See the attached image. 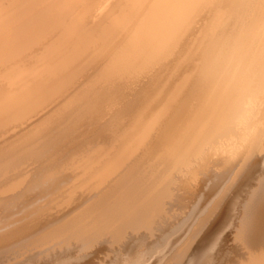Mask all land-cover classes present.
<instances>
[{
    "label": "bare ground",
    "instance_id": "obj_1",
    "mask_svg": "<svg viewBox=\"0 0 264 264\" xmlns=\"http://www.w3.org/2000/svg\"><path fill=\"white\" fill-rule=\"evenodd\" d=\"M251 159L254 176L228 198L234 177L193 215L183 254L172 256L184 258L202 233L183 264H215L227 247L217 233L228 229L239 247L219 264H264V0H0V200L30 191L64 200L34 242L52 244L43 259L153 234L182 193L218 187ZM62 173L60 186L52 176Z\"/></svg>",
    "mask_w": 264,
    "mask_h": 264
},
{
    "label": "rangeland",
    "instance_id": "obj_2",
    "mask_svg": "<svg viewBox=\"0 0 264 264\" xmlns=\"http://www.w3.org/2000/svg\"><path fill=\"white\" fill-rule=\"evenodd\" d=\"M249 163L247 164V166H246V168H245V165H244V169H242V168H235L234 170L233 169H231L230 170V174H229V171H227L226 173H227V177L224 175V177L222 178V180L223 179H225V180H223L222 181V183H221V181H220V184L218 185V187L214 184L215 182H211V181H208V182H205L203 185L201 184H197V188H196V186H194V188H191V189H189L188 191H185V193L183 194L182 193V196L184 195V197H182L183 198V202H182V206H177V205H174L173 207H172V209L170 210V214H169V217L164 221V224L162 225V226H159L158 227V230H154L155 232V234L153 235V234H151L150 232H148V231H146V230H140V231H129L127 234H128V236H127V234L124 236V237H122L121 239H119V240H121V241H113L111 238H109V236L108 237H103V238H99V239H97L93 244L94 245H89L86 249L84 248V249H80L79 247H76V246H74V245H71L70 247L69 246H67V247H63V248H60V247H57V248H55V249H52L50 252H49V256H47L46 258H44L43 259V256L45 255V254H47V252L45 251L49 246H51L52 244H47L46 246L44 245V246H42V247H36L35 246V244H34V242L40 237V236H42L43 235V233H45L46 231H47V229L53 224V222H56V221H58V218L60 217V215L57 213L58 211L57 210H59L60 209V204L64 201V200H60V198H57L55 195V193L54 194H51V196H50V194H44V193H42V192H38L39 194L38 195H40V196H38L36 193H35V191L33 192V191H30L31 192V195H30V192L28 193V195L32 198V195H33V198H34V200H32V201H34V202H32L31 200H30V198H29V196H28V198H26L27 196H24V195H22V196H20L21 198H22V200H24V198H26V200L29 202V204H28V202L26 201V200H24L21 204H20V202L19 201H22L21 200V198L20 197H18L16 200H15V198L13 199V200H11V198L12 197H10L11 195H7L6 197H4V200L3 199H1L0 200V208H1V210L3 211V213H2V211L0 210V214H1V216H0V236L2 235V233H3V235L4 234H6L7 232H9V231H11L12 229H16V227L18 228V227H21L22 226V224L23 225H25L26 227H28V226H30V228H28V229H25L22 233H19L18 235H16V236H14V238L13 237H9V236H7L6 238H8L5 242H3V243H0V248H2V252H0V256H1V258H0V264H17L18 262V264H46V261H47V263L48 264H50V263H52V264H54L53 262H55V260L54 259H56L57 257H63L62 258V260L63 261H65L66 260V263L65 262H62L63 264H111V263H113L114 264V261H116L115 260V258L117 259V258H119L120 257V259H117V263L115 262V264H120L121 262V264H128L129 262H132V261H134L135 259H136V256L135 255H137V252H141V260H139V261H134L133 263L135 264V263H137V264H140L141 263V261H142V263L143 264H183L184 262H185V260H186V258H187V256L188 255H190V253H192V252H194L195 250H197L198 248H200L202 245H201V241H199L202 237L201 236H203L202 235V233H201V235H198L195 239H194V247H193V249L191 250H189V252L187 253V255L184 257V258H182L181 260L179 259V258H177V256H172L173 254H177V255H179V253L181 254H183V247L185 246V244H186V242L188 241V240H186V236L187 235H190L192 232L191 231H193V229L194 228H196V218L195 219H193V215H195V214H199L200 213V211H202L201 210V208H203V207H205V205H207V204H211L212 203V200L213 199H215L216 197H217V195H219V190H220V192L222 191V189H224V187H226L227 186V182H229V183H232L233 181H235V180H237V183L235 182V183H233V185H232V189H231V192L228 194V198H230V197H232V194H233V191L238 187L237 185H238V183H240V181H242V180H245V179H247L248 177H250V176H254V174H252V172H253V169H252V166H253V164H252V159L251 160H249L248 161ZM252 164V165H251ZM30 168H34V166L32 165V167H30ZM237 169V170H236ZM240 170H243V171H241V173H240ZM232 171H234V173L232 172ZM237 171V174L235 173ZM243 172V173H242ZM225 173V174H226ZM232 173L235 175H232ZM228 174H229V176H228ZM231 175V176H230ZM233 176V178L231 179L230 177H232ZM237 176H239V177H237ZM243 176H244V178H243ZM62 177V178H61ZM234 177H235V180H233L234 179ZM237 177V178H236ZM52 178L53 179H56V180H58V183L61 181V183H60V186H61V184H62V180H63V182H66L65 181V179H66V176L64 175V173H62V174H59L58 176H52ZM60 180H59V179ZM230 178V179H229ZM242 178V179H241ZM228 179V180H227ZM67 180V179H66ZM227 180V181H226ZM230 180L232 181V182H230ZM190 183V182H189ZM188 183V184H189ZM213 183V184H212ZM229 183H228V185H229ZM226 184V185H225ZM215 187V188H214ZM195 188H196V190H195ZM222 188V189H221ZM194 189V190H193ZM35 190H37V189H35ZM39 190V189H38ZM230 191V190H229ZM187 192V193H186ZM37 195H35V194ZM199 193V194H198ZM205 195H204V194ZM43 194H44V196H43ZM187 194V195H186ZM204 195V196H203ZM210 195V196H209ZM35 196H36V198H37V200H35ZM47 196V197H46ZM46 198V200H41V198ZM52 197V198H51ZM54 197V198H53ZM205 197V198H204ZM5 198H6V202H5ZM19 200V201H18ZM30 200V201H29ZM39 200H41V201H39ZM52 200V201H51ZM61 202H60V201ZM1 201H4V202H1ZM12 201H14V203L12 202ZM37 201H39V202H37ZM47 201H48V204H47ZM200 201V202H199ZM8 202H10V204H8ZM33 204V206L31 207V203ZM52 202V203H51ZM55 202V203H54ZM185 202V203H184ZM4 203V204H3ZM25 203V204H24ZM27 203V204H26ZM5 204L7 205V206H5ZM37 204V205H36ZM39 204V205H38ZM46 204V205H45ZM54 204H55V208H54ZM58 204H59V206H58ZM196 204V205H195ZM5 207V209L3 208V206ZM11 205V206H10ZM23 207V205H24V207L26 206L27 207V210H28V212H27V210H26V207L23 209L21 206ZM30 206L31 208H29L28 206ZM41 205V206H40ZM184 205V206H183ZM201 205H203V206H201ZM8 206H9V208H8ZM18 208H17V207ZM42 206H43V208H42ZM16 207V208H15ZM22 209H21V208ZM50 207H51V209H50ZM182 207V208H181ZM196 207V208H195ZM3 208V209H2ZM8 208V209H7ZM10 208H13L12 210L10 209ZM16 210H15V209ZM9 209H10V211H9ZM48 209V210H47ZM54 211H53V210ZM65 209H67V208H65ZM184 209V210H183ZM196 209H198V210H196ZM7 210V212H9V213H7V212H5ZM17 210H20V212L22 213H20L19 211H17ZM31 210V211H30ZM56 210V211H55ZM174 210V211H173ZM15 211L17 212V214L15 213ZM26 211V212H25ZM36 211V212H35ZM5 212V213H4ZM38 212V213H37ZM53 212H55V213H53ZM180 212V213H179ZM26 213V215H23V214H25ZM29 213H31V214H29ZM34 215H33V214ZM46 213L48 214V216L46 217ZM54 215H52V214ZM182 213V214H181ZM5 214L6 215H8L7 217H8V219H6L7 217L5 216ZM15 215L14 217H15V220L14 219H12V218H10V221H9V217H13L12 215ZM39 214V215H38ZM180 214V215H179ZM172 215V216H171ZM20 216V217H19ZM23 216V217H22ZM30 216V217H29ZM37 216V217H36ZM41 216V217H40ZM51 216H53V217H51ZM57 216V220H56V217ZM178 216V217H177ZM3 217V218H2ZM24 217H27V218H25L24 219ZM45 217L47 218V219H45ZM39 218V219H38ZM53 218H54V220H56V221H54L53 220ZM213 218V217H212ZM2 219V220H1ZM5 219V220H4ZM20 219V220H19ZM28 219V220H27ZM30 219V220H29ZM32 219V220H31ZM35 219V220H34ZM42 219V220H41ZM51 219H52V221H51ZM22 220V222L23 223H20V221ZM24 220V221H23ZM39 220V223H35L36 221H38ZM46 220V221H45ZM9 221V222H8ZM11 221H13V222H11ZM26 221H28L27 223H26ZM31 221V222H30ZM49 221V223H47ZM190 221H192V226L190 225ZM195 221V222H194ZM10 222L13 224H11L10 225ZM14 222H19L20 223V225H17V223H15V225H14ZM31 224H30V223ZM41 222H42V224H41ZM52 222V223H51ZM187 222H189V223H187ZM194 222V223H193ZM5 225H4V224ZM18 223V224H19ZM47 225H46V224ZM51 223V224H50ZM179 223V224H178ZM183 223H185L184 224V226H183ZM32 224H34L33 226H32ZM8 225L11 227H9V229H8ZM37 225V227H36V229H35V226ZM48 226V227H46V226ZM190 225V226H189ZM6 228H5V227ZM12 226H14V227H12ZM16 226V227H15ZM41 226V227H40ZM189 226V227H188ZM33 227V228H32ZM43 227H45V229L46 230H44V228ZM182 227V228H181ZM184 227V228H183ZM197 227H198V225H197ZM4 228V229H3ZM40 228H42V229H40ZM188 228H190V229H188ZM193 228V229H192ZM3 229V230H2ZM39 229V230H38ZM35 230V231H34ZM41 230V231H40ZM172 230V231H171ZM188 230V231H187ZM224 230V229H223ZM223 230H220L218 233H217V235L219 236V235H221V236H219L218 237V239L221 237V239L223 238H225L226 239V244L224 243L223 245V247H225L226 245H227V247H225L226 248V250H225V248L223 249V254H225L224 256H223V254L222 255H220V258L218 259L217 257H216V259H215V261H214V263L215 264H219L220 262H222L223 263V261H225V259H229L230 257H232V252H231V250L233 249H238V247H239V243L237 242V241H233L232 240V236H230V231L231 230H226L225 229V233L224 232H222ZM28 231V232H27ZM38 233H37V232ZM144 231H145V233H144ZM153 231V230H152ZM159 231V232H158ZM171 231V232H170ZM187 231V232H186ZM229 231V232H228ZM6 232V233H5ZM24 232H25V234H24ZM31 232H36V233H34V235H33V233H31ZM135 232V233H134ZM228 232V233H227ZM33 235H31V234ZM42 233V234H41ZM177 233H179V234H177ZM181 233H183V234H181ZM190 233V234H189ZM222 233H223V235L225 236H223L222 235ZM20 234H21V237H20ZM40 234V235H39ZM167 234V235H166ZM28 235H31V236H28ZM131 235V236H130ZM138 235H140L139 237H138ZM151 235V236H150ZM164 235H166V236H164ZM169 235V236H168ZM176 235V236H175ZM183 235V236H182ZM133 236H135L136 238L138 237V238H141V239H143L142 241V243H143V245H142V243L141 244H139V239H138V241L137 242H135V240H137L136 238H133ZM169 237V240L170 239H172V240H168L167 241V239L166 238H163V237ZM176 237V238H170V237ZM223 236V237H222ZM19 237V241H18V239L17 238ZM30 239H29V238ZM129 237H130V239L132 240H130L129 239ZM183 237V238H182ZM228 237V238H227ZM24 238H25V241H24ZM28 238V240H26ZM107 238V239H106ZM124 238V239H123ZM126 238V239H125ZM180 238H181V240H180ZM216 238H217V236H216ZM230 238V239H229ZM162 239V240H161ZM163 239H165V240H163ZM176 239V240H175ZM178 239V240H177ZM222 239V240H223ZM15 240H16V243L18 244V245H16V243H15ZM23 240V241H22ZM106 240H108V241H106ZM111 240V241H110ZM133 240H134V242H133ZM173 240H175V241H173ZM183 240V241H182ZM101 241V242H100ZM131 241V242H130ZM166 241L168 242V243H166ZM177 241V242H176ZM199 241V242H198ZM24 242V243H23ZM25 242H26V245H25ZM104 242V243H103ZM133 242V243H132ZM153 242H156V243H153ZM162 242V243H161ZM169 242H171V243H169ZM179 242V243H178ZM182 242V243H181ZM218 242H220V241H218ZM224 242V241H223ZM234 242V243H233ZM12 243V244H11ZM15 243V244H14ZM31 243H33V244H31ZM106 243V244H105ZM132 243V244H131ZM138 243V244H137ZM148 243V244H147ZM174 243H175V246H174ZM228 243H230V244H228ZM9 244V245H8ZM15 245V246H17V247H15V246H12V245ZM20 244V245H19ZM98 244V245H97ZM146 244H147V246L148 245H151V249H148V247L146 246ZM165 244H171V245H169V247L170 246H173L172 248H174V249H172V251H168V249L167 248H169L168 247V245H165ZM232 244V245H231ZM237 244V245H236ZM3 245V246H2ZM4 245H5V247H4ZM128 245H130V246H128ZM132 245V246H131ZM137 245H141L142 247L140 248V246H137ZM154 247H153V246ZM178 245V246H177ZM231 245V246H230ZM234 245V246H233ZM2 246V247H1ZM10 246V247H9ZM27 246V247H26ZM34 246V247H33ZM122 246V247H121ZM134 246V247H133ZM144 246H146V247H144ZM166 246V247H165ZM233 246V247H232ZM11 247H12V249H11ZM45 247V249H43ZM76 247V248H75ZM90 247V248H89ZM129 247V248H128ZM135 249V252H134V249ZM137 247H139V248H137ZM144 247V248H143ZM157 247V248H156ZM161 247V248H160ZM177 247V248H176ZM222 247V248H223ZM6 248H8V249H11L10 251L9 250H7ZM26 248V249H25ZM38 248V249H37ZM59 248V249H58ZM64 248L66 249V250H64ZM71 248V249H70ZM74 248H75V250H74ZM131 248V249H130ZM154 248V249H153ZM165 250H164V249ZM180 248H181V251H180ZM228 248V249H227ZM7 251H6V250ZM16 249V250H15ZM19 249V250H18ZM30 249V250H29ZM58 249V250H57ZM61 249H63V250H61ZM69 249V250H68ZM115 249V250H114ZM126 249V250H125ZM141 251H140V250ZM159 249L162 251L161 253H160V251H159ZM218 249V248H217ZM231 249V250H230ZM21 250V251H20ZM43 250V251H42ZM54 250V251H53ZM62 252H61V251ZM74 250V251H73ZM80 250V251H79ZM99 250V251H98ZM128 250V251H127ZM142 250H144L143 251V253H142ZM147 250V251H146ZM149 250H152V252L151 251H149ZM156 250H158V251H156ZM0 251H1V249H0ZM13 251V252H12ZM17 251V252H16ZM36 251H38V252H36ZM45 251V252H44ZM85 251V252H84ZM88 251V252H87ZM118 251V252H117ZM130 251V252H129ZM164 251H165V254H163L164 253ZM166 251H168L167 253H166ZM6 252H7V254H6ZM10 252V253H9ZM44 252V253H43ZM54 252V253H53ZM66 252V253H65ZM69 252H71V253H69ZM83 252V253H82ZM87 252V253H86ZM161 254L162 255V257L158 254ZM230 252V253H229ZM2 253H4V254H2ZM11 253H12V255H11ZM15 253V254H14ZM34 253H36L35 255H34ZM40 253V255H38ZM73 253L75 254L74 255V258H73ZM83 255L82 257H81V255ZM126 253V254H125ZM129 253H131V254H129ZM147 253V254H146ZM153 253V254H152ZM156 253H157V255H156ZM17 254H18V256H17ZM69 254V255H68ZM84 254L86 255V256H84ZM118 254V255H117ZM123 256H122V255ZM125 254V255H124ZM146 254V255H145ZM150 254H152V255H150ZM166 254H167V256H166ZM229 254V255H228ZM5 255V256H4ZM10 255V256H9ZM34 255V256H33ZM53 255H54V257H53ZM116 255H117V257H116ZM121 255V256H120ZM126 255H127V257H126ZM132 257H131V256ZM156 255V257L159 255V258H156V257H154ZM165 256V258H164V256ZM226 255H227V257H226ZM2 256H4V257H2ZM7 256H9V257H7ZM30 256V257H29ZM57 256V257H56ZM73 258V262H72V260H71V258ZM78 256H79V258L80 259H78ZM114 256H115V258H114ZM222 256V257H221ZM230 256V257H229ZM27 257H29V258H31V257H33V259L31 258V260H29L28 262H26L25 260L26 259H29V258H27ZM41 257V258H40ZM50 257V258H49ZM68 257V258H67ZM105 257V258H104ZM127 259H126V258ZM142 257H144V258H142ZM146 257L148 258L149 257V259H146ZM150 257H152V259L150 258ZM154 257V258H153ZM179 257V256H178ZM23 258V259H22ZM39 258V260H37ZM47 258H49V259H47ZM52 258V260H50ZM65 258H67V259H65ZM128 258H130V259H128ZM172 258V259H171ZM6 259V260H5ZM11 259V260H10ZM43 259V260H42ZM76 261H75V260ZM105 259V260H104ZM125 261H124V260ZM142 259H144V261L142 260ZM154 259V260H153ZM162 259V260H161ZM165 259V260H164ZM33 260V261H32ZM46 260V261H45ZM67 260H71L70 262L69 261H67ZM96 260V261H95ZM112 260H113V262H112ZM127 260V261H126ZM155 261V262H152V261ZM156 260H158V263L156 262ZM161 260V261H160ZM175 260V261H174ZM218 260V261H217ZM220 260V261H219ZM8 261V262H7ZM23 261H25L24 263H23ZM50 261V262H49ZM111 261V262H110ZM121 261V262H120ZM150 261V262H149ZM15 262V263H14ZM35 262V263H34ZM105 262V263H104ZM124 262H126V263H124ZM170 262V263H169ZM61 263V264H62ZM141 263V264H142Z\"/></svg>",
    "mask_w": 264,
    "mask_h": 264
}]
</instances>
